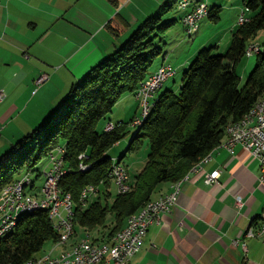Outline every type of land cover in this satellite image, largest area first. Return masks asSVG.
<instances>
[{
  "label": "trees",
  "instance_id": "trees-1",
  "mask_svg": "<svg viewBox=\"0 0 264 264\" xmlns=\"http://www.w3.org/2000/svg\"><path fill=\"white\" fill-rule=\"evenodd\" d=\"M109 2L118 7L116 0ZM176 4L145 20L119 49L82 77L54 115L16 143V149L2 156L0 195L23 173L37 172L40 176L38 166L47 164L49 155L62 145L64 165L72 169H66L59 186L72 196L75 230L76 227L89 231L103 227L110 215L114 223L106 234L109 240L126 226L131 216L152 201L160 184L185 178L221 145L226 128L248 115L264 96V52L260 48L255 53L258 54L256 66L242 88L237 74V66L245 57H250L248 48L257 45L251 41L264 30V0H250L245 4L250 13L248 22L236 28L224 54L214 53L213 48L201 49L183 72L179 89L158 95L118 160L108 157L107 153L126 136L133 120L116 123L109 132L97 130L100 121L113 112L119 100L127 93H135L153 73L163 54L156 42L177 25V20L163 22V18ZM220 9L209 7L205 17L218 22ZM107 29L118 39L130 25L116 14ZM143 149H146L143 170L133 185L129 183L126 193L113 195L109 191L113 164H120L128 155ZM83 153L87 157L83 160L84 170L79 168L78 159ZM88 186L98 187L99 196L83 207L80 195ZM112 197L110 204L107 200ZM53 227L48 210L43 207L18 214L15 227L0 240V264H25L41 254L46 245L55 246L59 235ZM114 237L106 244L112 245Z\"/></svg>",
  "mask_w": 264,
  "mask_h": 264
},
{
  "label": "crops",
  "instance_id": "crops-1",
  "mask_svg": "<svg viewBox=\"0 0 264 264\" xmlns=\"http://www.w3.org/2000/svg\"><path fill=\"white\" fill-rule=\"evenodd\" d=\"M134 1L116 0L118 9L109 0H0V93L5 95L0 101V138L12 125L18 135H29L40 127V119L44 121L59 110L70 86L124 42L125 33L115 39L107 29L112 18L117 14L126 22L134 21L128 22L131 28L147 12L141 7L131 11ZM157 1L152 0L154 4ZM206 24L204 19L197 33ZM237 27L235 22L230 36L224 37L231 40ZM230 40L213 49H227ZM198 51L200 48L185 60L177 58L173 62L169 61L170 55L167 62L177 74L180 69H188ZM251 59L245 57L237 71L244 61L247 69ZM162 62L161 57L152 72ZM43 75L48 77L47 81L37 85ZM174 77L162 90L179 89L181 82L176 83ZM139 115V102L134 93H127L104 126L131 122ZM122 163L127 166L131 186L146 164V149L127 156ZM201 167V172L190 170L184 176L187 178L181 181L176 204L170 213L161 215L159 223L149 227L140 249L128 264H264V240L246 236L248 229L256 227L264 215V184L258 180V161L241 145L235 147L234 154L217 147ZM216 170L220 171L219 177L208 185L206 176ZM112 181L109 191L113 194ZM172 186L173 183L160 184L151 200L169 193ZM98 196L96 193L91 199ZM238 197L241 207L237 205ZM113 199L107 202L111 204ZM112 223L113 217L109 215L103 227L91 231L76 227L70 244L88 235L93 243H111L114 236L108 240L106 234ZM100 264L113 262L107 255Z\"/></svg>",
  "mask_w": 264,
  "mask_h": 264
},
{
  "label": "built area",
  "instance_id": "built-area-1",
  "mask_svg": "<svg viewBox=\"0 0 264 264\" xmlns=\"http://www.w3.org/2000/svg\"><path fill=\"white\" fill-rule=\"evenodd\" d=\"M189 0L181 1L180 8L188 3ZM207 8V3L201 0V8L197 12H193L191 19H182L181 25L190 36L193 34V27H198L201 17L203 16ZM245 12H242L237 19V25L241 26L248 22ZM247 14V13H246ZM259 44L251 47L250 58L255 56ZM167 62V61H166ZM176 74L175 69L171 65L163 64L156 72L144 82H142L135 93V99L139 102L142 112L148 103V97L156 93L157 88L164 86L165 82L173 78ZM48 77L43 75L38 78L36 84L41 85L47 81ZM3 92L0 93V101L4 99ZM133 121L132 126L136 124L137 120ZM246 132L241 139H233V132L228 137L226 145H222L221 149L228 151L230 154H234L236 146L241 145L250 156L258 161L260 166L259 182L264 184V100L259 104V109L255 110L254 114L246 120ZM114 124L108 123L104 130L109 132L113 130ZM236 126L233 131H236ZM62 146V145H61ZM61 146H58L50 155L47 166L43 171L44 182L42 185L37 186L36 189H32L26 193L25 201L16 200V185H18L24 176H29L34 172L23 173L14 182L8 184L1 192L0 195V232L7 226L6 217H9L15 211H13V202H20L21 208H36L45 207L50 209V216L55 220L54 230L58 233L59 239L57 242H63L67 238H71L72 234H75L74 223V204L70 193H66L61 190L60 186H55V179L59 171L63 169H72L65 165L58 164V157L60 156ZM86 155L83 153L79 156L81 161L79 168L83 166V160L86 159ZM203 170L201 167L196 173ZM127 169L120 164H113L110 172V178H116L117 184H124V174ZM41 173V170H40ZM220 171H213L206 176L205 182L211 185L216 182L219 177ZM39 173L37 174V178ZM182 185V184H181ZM98 192V187L88 186L84 189L80 195V203L85 207L91 196ZM120 194V191H116ZM181 188L174 193H167L160 197V201L155 203V210L153 213L141 214L139 221H136L131 226L128 236L125 237L122 242H119L118 248L114 251V254H110V259L113 264H128L131 260V248H136L137 245H142L144 240V232L148 231L149 227L155 223L160 222V217L164 213H170L171 209L176 204ZM237 205L241 207V199L237 198ZM249 238H260L264 240V215L256 227H250L246 233ZM91 241L88 236L80 240L77 247L69 249L68 253H62L60 255H49L45 257L39 264H89V259L92 255H99L101 259V251H105V248L99 251H90L89 258H81V250H83V242ZM236 244V243H235Z\"/></svg>",
  "mask_w": 264,
  "mask_h": 264
},
{
  "label": "rangeland",
  "instance_id": "rangeland-1",
  "mask_svg": "<svg viewBox=\"0 0 264 264\" xmlns=\"http://www.w3.org/2000/svg\"><path fill=\"white\" fill-rule=\"evenodd\" d=\"M181 1L182 0H158L154 4L152 2V0H135L132 3V6H130L131 7L130 10L131 11H135L137 7H141L144 10H146L147 12L144 14L142 19H140V21L138 23H137V21L135 23H133L131 28L128 31L125 32L124 39H123L124 42L126 40H128L130 38V36H132V34L140 27V25L145 20H147L148 18H150V17H152L154 15L159 14L161 11L165 10L168 5H172V4H174L176 2L177 4L175 5V7L172 10H170L167 13V15L164 16L163 22H168L169 20H177V25L175 27H173L172 29L168 30L165 33L164 38L161 37L156 42V45L158 47L163 48V52L168 53V55L167 54H162L163 62H162L161 65L166 64V63L168 65L169 63L166 62V61L168 60L170 55H171L170 60H169L170 62L175 61L177 58L178 59L181 58V60H185V58H187L188 56H191L194 52H196V50H199V48H200V50L202 48H207V49L215 48V46H219V44L221 42H223V41H226V42L228 41L229 42L230 38L229 37L225 38L224 36L226 34H228V36H230V32L229 31H230L231 28L235 27V22H236V25H237V19L240 16V14L242 12H245V10L247 11L246 12L247 14L245 13L247 18H249L248 14H250L248 9L246 8V5H245L250 0H202L205 3H207L208 10H209V7L210 8H212V7L221 8L220 11H219L220 20L218 22H214L211 18H209V17L206 18L207 17L206 16L205 18H206L207 24L204 25V26H201L200 31L197 33L199 25L203 21V19H202L198 23L197 30L193 34H191L189 36V34L187 32H185L183 26L181 25V22H182L183 16L193 8L195 2H199L201 0H189V5H188V7L186 9L180 8ZM119 8H120V6L118 7V9ZM128 22L130 23L131 20H128ZM132 22H134V21H132ZM252 42L258 43L259 46H260L259 48L261 49L262 52H264V30L260 31L258 33L257 37L255 39H253V41H251V43ZM120 46L118 47V49L120 48ZM226 51H227L226 47H223V46L219 47L218 49H213V52L214 53H218V54H224ZM257 55L251 57L252 59L255 58V60L251 59L250 65L248 66L247 69L245 68V61H247L246 59L239 66L237 74L241 78L240 84H239L240 88H242L244 86L248 76L254 70V68L256 66V56ZM161 57H159V60L161 59ZM195 57L196 56H194V58ZM194 58H193V60H194ZM251 65H252V67H251ZM158 68L156 70H158ZM156 70L154 72H156ZM177 72L178 73L175 74L174 79H175L176 83H178V82L180 83L181 79H182V75H183L184 69L183 70L180 69ZM171 79H173V78H171ZM78 82L79 81L75 82L73 86L72 85L70 86L69 93H68V96H67V99L65 100V102H67L69 94H70L72 88L74 86H77ZM136 91H135V93H136ZM163 91L164 90H162V88H160V89H158L156 91V93L154 94L155 98L153 99V97H152L150 99L151 105L153 104L154 100L156 98H158V95L161 92H163ZM135 93H134V95H135ZM156 103H157V101H156ZM139 106H140V104H139ZM141 115H142V108L140 106V115H139L138 118H140ZM110 117H111V114H109L107 118L101 120L100 123L97 126V130L104 129L105 128L104 125L108 122L107 120ZM42 120L43 119H40V121L38 123V124H40V126H41V124L43 122ZM14 126L15 125H12L4 133H2V137L0 138V159L6 153L11 152L12 150L16 149L17 148L16 143H18L19 141H21L25 137H28L33 132V131H31V133H29V135H25V134L24 135H18V133L16 132V129L14 128ZM137 129L138 128L136 126H132V125L128 126L127 131H126L127 132L126 136L123 139H121V141L119 143H117L112 149L109 150V152L107 153L108 157L118 160L124 154V152L127 149L129 143L131 142L134 134L136 133ZM130 156H132V155H128V157H130ZM38 167L41 169L40 176L37 178V174H38L37 172H34V173H32L30 175L32 179H35L34 180V187H35L34 189H36L37 186L42 185L43 182H44L43 171H44L46 165H39ZM131 179L133 181V177L132 176H131ZM112 182L114 183L115 188H116V189L115 188L112 189L113 195H115L114 191L115 190L118 191V188H117L115 182L114 181H112ZM128 183H130L129 180H128ZM90 199H91V197H90ZM95 199L96 198L91 199V200H89V202H91V201H93ZM73 238H71L67 242V245L56 246L54 251L52 252V254L53 255H59L60 253L70 249L74 244H76V243H78L80 241V240L76 241L75 243H73L71 245L70 241ZM99 238H101V237H99ZM103 238H105V237H103ZM100 244H103V243H100ZM53 247H54V244L51 245V246L50 245H46L44 251L41 254L37 255V256H42L44 254L49 253L50 250Z\"/></svg>",
  "mask_w": 264,
  "mask_h": 264
},
{
  "label": "bare ground",
  "instance_id": "bare-ground-1",
  "mask_svg": "<svg viewBox=\"0 0 264 264\" xmlns=\"http://www.w3.org/2000/svg\"><path fill=\"white\" fill-rule=\"evenodd\" d=\"M188 5H189V2L186 3L184 6H182L181 8L186 9L188 7ZM200 8H201V1L194 4L193 8L184 15L183 19H191V15L193 14V12H197L198 9H200ZM207 12H208V7L206 8V10H205L203 16L201 17L200 21L205 18V16L207 15ZM197 28L198 27H193V33L197 30ZM253 46H256V45H253ZM251 47L252 46H250L247 50L248 56H250ZM258 51H259V48L257 49V52ZM161 87L157 88V90L160 89ZM153 95L154 94H152L151 96L148 97V103L145 107V110H143L141 117L137 120V122H136V124H134V126H136V127L140 126L142 123V120L147 116V114L150 110V107L152 106L150 103V99L153 97ZM263 100H264V96L260 99V101L255 105V107L250 111V113L248 115H246L243 119L237 121L236 123L229 125L226 128L225 138L219 147H221L222 145H226L227 139L232 134V132H233V139H241L242 137H244V134L246 132V123H245L246 120L254 114L255 110L259 109V104H261ZM236 126H238V129L236 131H233V129ZM64 155H65V148L63 146H61L60 156L58 157V164L59 165H64ZM207 159H208V157L205 158L199 165L195 166L192 170L195 172L200 170L201 164L203 162H205ZM113 162H115V161L113 160ZM81 169L82 170L86 169V166L83 164ZM66 172H67L66 169H63L62 171L58 172L57 179H55V186H59V181L64 176V174ZM185 178H187V177H185ZM183 179H181L180 181H178L176 183H173L172 191H170L169 193H174V192L178 191L180 189V184H181V181ZM128 180H129L128 172H126V174H124V184H117V179L113 178V181L115 182V184L118 188V191H120V193H126L129 190L130 186H129ZM33 187H34V181H32V178L30 177V175L24 176L23 179L21 180V182L18 185H16V200L17 201H25L26 200V193H28L29 191L34 189ZM159 201H160V197L156 200H152V201L148 202L147 204H145V206L142 209H140L137 213H135L133 216H131L127 220L126 226L123 227L120 231H118L116 233L112 245H108L105 243L96 244V243H93L92 241L83 242V250H81V258H89L90 257V251H99L102 248H105V251H101V259H99V255H92V257L89 259V264H100L102 262V260L106 258L107 255L110 258V254H114V251L118 248L119 242H122V240H124L125 237L128 236L129 230H130L131 226L133 225V223L140 220L142 212L144 211L145 213H153L155 210V203H157ZM36 208H39V207H36ZM43 208H45V207H43ZM29 209H34V208H21L20 209V202H13V211H15V212L13 214H11L9 217H6L7 226L3 229V231L0 232V240L3 238V236L5 234L10 232L15 227L18 214L25 212ZM45 209L48 210V215L50 216V209L49 208H45ZM49 218L53 221V224L55 227V220H53L52 217H49ZM147 232L148 231L144 232V238L146 237ZM73 236H74V234H72L71 238ZM71 238H67L63 242H58L50 250L49 253L44 254L42 256H35L32 259L26 261L25 264H39V262H42V260H44L45 257H49V255H53L52 252L54 251L56 246L66 245L67 242ZM79 243H80V241L78 243L74 244L71 248L77 247L79 245ZM140 247H141V245H137L136 248H131V258L137 253V251L140 249ZM68 252H69V249L62 252V253H68ZM62 253H60V254H62Z\"/></svg>",
  "mask_w": 264,
  "mask_h": 264
}]
</instances>
